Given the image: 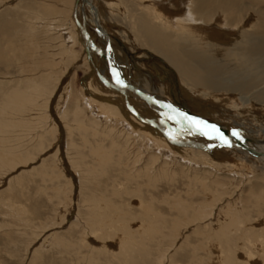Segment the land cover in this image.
<instances>
[{
	"label": "rangeland",
	"instance_id": "obj_1",
	"mask_svg": "<svg viewBox=\"0 0 264 264\" xmlns=\"http://www.w3.org/2000/svg\"><path fill=\"white\" fill-rule=\"evenodd\" d=\"M93 1L132 84L264 144V83L244 93L192 86L151 46L176 41L145 17L162 0ZM233 3L240 28L223 23L213 39L224 46L264 28V0ZM75 5L0 0V264H264V161L109 85Z\"/></svg>",
	"mask_w": 264,
	"mask_h": 264
},
{
	"label": "bare ground",
	"instance_id": "obj_2",
	"mask_svg": "<svg viewBox=\"0 0 264 264\" xmlns=\"http://www.w3.org/2000/svg\"><path fill=\"white\" fill-rule=\"evenodd\" d=\"M88 1L92 4L94 3L93 0ZM163 2V0L161 2H157V8L154 4L145 6L146 11L148 13L153 11V15L156 14L153 16L149 13V16L145 17L149 22V27H151V24L153 22H155L156 24L163 25L168 30V32L166 31L167 34L172 37H176V41H172L170 37L166 35L169 40L166 39L161 44L155 42L151 46H153L154 48L160 47L163 49V51H159L156 49V52L164 53L167 61L176 65V68L178 69L179 74L182 75L181 77H183V80L185 79L187 82L191 83L192 86L202 88L211 93H223L227 91L238 90L244 93L245 91L249 92V90L251 89H258V86L263 85L264 28H260V26L254 31H241V33H239V35H241L239 38L241 39L238 40L240 41V43L237 45H231L229 42L228 44H225L226 46H224L221 43L214 41L215 38L220 35V32L218 30L220 28H223V23H226L224 28L227 29L238 30L240 28L239 14L237 13V15L233 17V14H235L234 12L239 9L238 7H236L237 4L233 3V0H179L177 4H180L181 6H175L176 2H174V0H165V3ZM158 8L164 9L166 13L173 15L174 18H168L162 11L158 10ZM169 10H172V12ZM87 11L90 14V18L86 14ZM75 12L77 15V19H79L80 16V18H82L83 20V22H80L79 20L78 21L79 24H81L82 31L84 32L87 38L86 44L89 46L88 54L91 57L92 55H94V53L91 52V48L93 47L94 49L97 48L98 54L102 56V58H105V49H98V47L95 45V38L90 37L88 31L91 25L97 26L95 18L98 19L99 24L103 27L101 19L102 16L103 20H105L103 12L100 11V9H98L95 5L91 7L84 0H81L78 6L75 7ZM208 15L211 17H209ZM223 20L224 22H222ZM86 33L88 34L89 38L87 37ZM147 34L150 36L160 35L157 30L148 31ZM98 35L101 37L102 42L105 44L104 46H106V44L110 41L111 47L109 50V56L113 61V64L117 68L115 64L116 56L114 54L115 50L113 47V40L110 38L109 35V38H107L105 34L100 31H98ZM200 35L204 37L203 40L202 37L200 40ZM236 36L238 37L237 34ZM69 38L71 39V37ZM202 45H205V48H202ZM201 48L203 49V51L201 50ZM164 50L167 52L168 55ZM237 64H239V66ZM104 67L105 70L109 69L111 73V78L108 80L109 85L122 89L129 95L145 100L148 104L153 105L155 109L160 111L163 115L170 116L173 119L176 118L175 120L178 119L179 123L187 127L189 130L194 131L207 139L219 141L215 138L209 137L210 133H208L207 135L203 134L201 130L189 125L182 117L170 113L168 109L163 108L162 106L158 105L157 103L151 100H147L141 97L133 90L124 86L122 83H118L117 78L111 71L110 65L107 60L105 62ZM238 68H240V70ZM256 71H258L257 74L254 73ZM125 79L131 85L136 86L147 92V90L145 88H142L140 85L132 84L127 78ZM149 94L152 95L153 98H155L156 100L163 101L162 99L157 98L153 94ZM255 97L258 102L260 100L261 102H264V88L259 90V92L256 93ZM222 132L223 135L227 137V139L231 142L232 146L230 147H233L236 150L247 152L250 156L257 158L258 160L264 161V144H261L260 142L257 143L254 141L256 146H253V140H250L249 142V138H246L241 133H239L240 138L237 139L235 136L232 135V132L225 130H222ZM238 140L242 143H245L248 147L257 150L259 153H261V156L251 154L247 149H244L239 146L236 143L238 142ZM219 142L223 143V141L221 140ZM129 240L130 239L123 240V252H126L130 242ZM129 258L130 256L126 257L125 259V262L127 264H129V262H132V260H130Z\"/></svg>",
	"mask_w": 264,
	"mask_h": 264
},
{
	"label": "water",
	"instance_id": "obj_3",
	"mask_svg": "<svg viewBox=\"0 0 264 264\" xmlns=\"http://www.w3.org/2000/svg\"><path fill=\"white\" fill-rule=\"evenodd\" d=\"M87 4H89L91 7H93V4L91 2H89L88 0H84ZM81 2V0H76V5L75 7L78 6V4ZM75 19L77 20V23L79 24V21L77 19V15H76V12H75ZM95 21H96V24H97V27H98V30L100 32H102L103 34H105V36L107 38H109L106 30L99 24V21L97 18H95ZM81 25V24H79ZM82 28V27H81ZM87 34V33H86ZM87 37H88V34H87ZM89 38V37H88ZM110 47H111V43L110 41L106 44V47H105V58L106 60L108 61L109 65H110V68H111V71L113 72V74L115 75V77L117 78V73H118V79L119 81L122 82V84L124 86H126L127 88L133 90L134 92H136L138 95H140L141 97L147 99V100H151L155 103H157L158 105L162 106L163 108L165 109H168V111L170 113H173L177 116H180L182 117L189 125L191 126H194L190 123V120L193 119L192 117H190L188 114H186L183 110H181L178 106H175L173 104H170V103H167V102H163V101H158L156 100L155 98H153L152 95H150L148 92L136 87V86H133L131 85L124 77L123 75L120 73V71L115 67V65L113 64V61L111 60L110 56H109V50H110ZM195 128H198L196 126H194ZM199 129V128H198ZM200 130V129H199ZM205 132L207 133H210L209 134V137H215L217 134L215 132H212L211 129H205L204 130ZM220 132L223 134L222 130H220ZM219 140V139H217ZM220 141V140H219ZM238 140V142H236L239 146H241L242 148L244 149H247L251 154H254V155H257V156H261V153H259L257 150L251 148V147H248L245 143H242Z\"/></svg>",
	"mask_w": 264,
	"mask_h": 264
},
{
	"label": "snow or ice",
	"instance_id": "obj_4",
	"mask_svg": "<svg viewBox=\"0 0 264 264\" xmlns=\"http://www.w3.org/2000/svg\"><path fill=\"white\" fill-rule=\"evenodd\" d=\"M117 75V82L118 83H122L121 81H119L118 79V73L116 74ZM190 123L196 127H198L201 132H203V134L207 135L208 133L205 132L204 130L205 129H208V128H211V131L212 132H215L217 135L215 137H212V138H215V139H219L221 141H223L224 144L228 145V146H231V142L227 139V137H225L218 128H216L214 125H208L205 121L203 120H199V119H191L190 120ZM233 136H235L237 139L240 138V134L239 132H236V131H233L232 133Z\"/></svg>",
	"mask_w": 264,
	"mask_h": 264
},
{
	"label": "crops",
	"instance_id": "obj_5",
	"mask_svg": "<svg viewBox=\"0 0 264 264\" xmlns=\"http://www.w3.org/2000/svg\"><path fill=\"white\" fill-rule=\"evenodd\" d=\"M96 1H100V0H96ZM106 1V0H105ZM115 0H113V2H114ZM107 2H109V1H107ZM107 2H105V3H107ZM115 3V2H114ZM105 25V24H104ZM106 26V25H105ZM107 27V26H106ZM108 29H110L109 27H107ZM113 29V28H112ZM110 31V30H109Z\"/></svg>",
	"mask_w": 264,
	"mask_h": 264
}]
</instances>
